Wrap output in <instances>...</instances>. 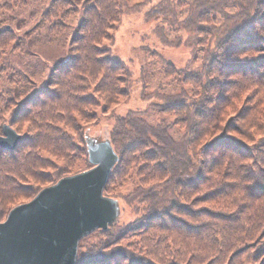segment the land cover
<instances>
[{
	"label": "trees",
	"instance_id": "1",
	"mask_svg": "<svg viewBox=\"0 0 264 264\" xmlns=\"http://www.w3.org/2000/svg\"><path fill=\"white\" fill-rule=\"evenodd\" d=\"M125 1L82 0L70 36L73 52L56 65L48 86L26 100L0 92V111L15 104L0 132L8 123L20 134L14 148L0 147V220L43 185L72 174L76 150L90 165L84 130L72 113L96 120L99 104L101 117L113 119L107 138L117 153L103 194L141 210L126 225L116 220L81 237L75 264H264V0H158L150 6L151 17L178 23L191 44L198 43L196 35L206 37L189 91L152 105L173 114V121L154 123L146 108L115 113L129 96V72L107 43ZM23 2L0 0V8ZM64 3L70 1L52 0L40 13L55 34L68 17L59 10ZM175 9L184 10L181 19ZM11 32L0 29V49ZM22 122L28 123L24 131ZM172 124L183 130L178 139ZM75 127L74 144L68 129Z\"/></svg>",
	"mask_w": 264,
	"mask_h": 264
},
{
	"label": "rangeland",
	"instance_id": "2",
	"mask_svg": "<svg viewBox=\"0 0 264 264\" xmlns=\"http://www.w3.org/2000/svg\"><path fill=\"white\" fill-rule=\"evenodd\" d=\"M68 1L70 4L64 3L59 8L67 11L68 17L61 20L62 25L56 34L49 30L47 21H42L40 16L41 11L46 10L52 0H24L22 5H13L9 10L0 8V29L6 25L12 31L6 37L4 47L0 49V92L6 97L26 100L27 94L38 93L48 86L56 65L70 59L73 52L70 36L75 33L76 25L82 17L84 3L82 0H63ZM157 1L126 0L127 7L122 11L115 28L109 31L112 43L105 41L111 45L112 55L121 59L129 72L125 81L129 96L119 101L115 113L123 114L130 108H146L145 115L152 123L157 119L173 121V114L161 112L152 105L163 104L165 99L177 95L181 89L189 91L191 84L188 78L192 73L198 74L202 50L206 45L205 36H198L197 39V35H193L198 43L191 44L187 38L188 33L178 23L169 25L162 16L151 17L147 11ZM175 10L178 12L175 17L181 19L184 10ZM235 10L233 8L231 11ZM166 62L169 64H165ZM166 65L170 71L166 70ZM14 107L15 104H11L8 109L0 111V121L7 122ZM100 108L98 104L95 109L98 118L87 121L80 116L74 117L76 111L73 110L76 126L84 130V137L86 133L96 138L107 137L108 127L113 119L101 117ZM19 127L20 131H24L28 123L22 122ZM77 127L74 130L68 129L70 140L74 144L77 143ZM170 132L178 139L183 130L172 124ZM76 153L81 155L79 150ZM80 155L72 162V173L86 169L84 157ZM54 160L56 164L64 163L60 157L54 156ZM118 201L121 209L117 220L121 225L140 216V206L138 209L120 199Z\"/></svg>",
	"mask_w": 264,
	"mask_h": 264
},
{
	"label": "water",
	"instance_id": "3",
	"mask_svg": "<svg viewBox=\"0 0 264 264\" xmlns=\"http://www.w3.org/2000/svg\"><path fill=\"white\" fill-rule=\"evenodd\" d=\"M19 136L3 124L0 147L14 148ZM84 141L89 167L42 186L0 220V264H75L79 239L117 220L118 199L103 194L117 153L107 137Z\"/></svg>",
	"mask_w": 264,
	"mask_h": 264
}]
</instances>
